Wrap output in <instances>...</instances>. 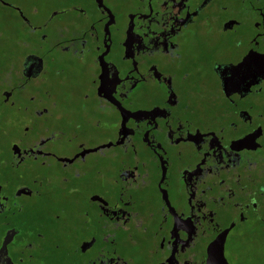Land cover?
Segmentation results:
<instances>
[{"label":"flooded vegetation","instance_id":"flooded-vegetation-1","mask_svg":"<svg viewBox=\"0 0 264 264\" xmlns=\"http://www.w3.org/2000/svg\"><path fill=\"white\" fill-rule=\"evenodd\" d=\"M117 261L264 264V0H0V264Z\"/></svg>","mask_w":264,"mask_h":264},{"label":"rangeland","instance_id":"rangeland-1","mask_svg":"<svg viewBox=\"0 0 264 264\" xmlns=\"http://www.w3.org/2000/svg\"><path fill=\"white\" fill-rule=\"evenodd\" d=\"M7 3L17 6L19 9L27 10L31 5H36L41 7L43 10L49 9L50 7H55L60 5L63 0H5ZM5 16L8 14L10 16V9L5 8Z\"/></svg>","mask_w":264,"mask_h":264},{"label":"snow or ice","instance_id":"snow-or-ice-1","mask_svg":"<svg viewBox=\"0 0 264 264\" xmlns=\"http://www.w3.org/2000/svg\"><path fill=\"white\" fill-rule=\"evenodd\" d=\"M236 71H239V69H237ZM39 115H43L44 113H38ZM30 195V194H29ZM55 219L57 220V221H59L60 220V217L57 215L56 217H55ZM241 222H243V218H241ZM232 228H235V225H232ZM94 240H92L89 244H94L95 243V241H94V243H92ZM91 247V246H90ZM116 264H119V262L117 261L116 262Z\"/></svg>","mask_w":264,"mask_h":264}]
</instances>
